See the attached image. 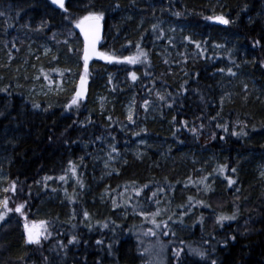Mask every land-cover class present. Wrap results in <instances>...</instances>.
I'll list each match as a JSON object with an SVG mask.
<instances>
[{"label": "trees", "instance_id": "16d2710c", "mask_svg": "<svg viewBox=\"0 0 264 264\" xmlns=\"http://www.w3.org/2000/svg\"><path fill=\"white\" fill-rule=\"evenodd\" d=\"M91 2L108 6L99 51L130 56L139 44L148 58L132 64L99 56L88 65L85 95L71 104L83 73L74 21L89 0H66L67 12L48 0H0V12L7 13L0 15V89L7 88L0 90V150L8 157L2 168L13 209L0 221V264H46L45 257L48 264H180L176 248L184 249V264H208L188 251L189 244L217 264H264V177L254 173L256 163L264 165V0H119V7L112 6L116 0ZM219 14L230 23L211 21ZM33 73L37 81L45 74L60 83L73 76L76 86L31 99ZM105 90L112 101L96 100ZM129 96L132 119L120 105ZM145 101L155 106L156 119L142 111ZM139 124L146 131L139 133ZM139 137L146 145L133 153ZM101 141L108 142L110 157H121L105 181L104 207L83 190ZM220 165L228 167L218 172ZM142 185L147 187L134 191ZM21 203L22 212L15 211ZM237 206L235 220H216ZM157 207L156 219L170 227L156 228L151 216L140 215ZM25 214L29 221L49 222L52 235L40 245L25 243ZM72 235L79 241L56 251L58 241L67 243Z\"/></svg>", "mask_w": 264, "mask_h": 264}, {"label": "snow or ice", "instance_id": "6c2138e0", "mask_svg": "<svg viewBox=\"0 0 264 264\" xmlns=\"http://www.w3.org/2000/svg\"><path fill=\"white\" fill-rule=\"evenodd\" d=\"M52 2L56 5H59L60 8L64 9L66 12L68 11V8L66 6L65 0H52ZM69 2H71V0H69ZM82 2V0H81ZM113 7H119V0H116V3L114 5H112ZM85 7V14L82 16H79L74 23L83 31L84 36H85V47H84V54H83V73L80 74V80H79V87L78 89L75 91L72 100L70 101L71 104H78L79 103V98L83 97L85 95V85L87 84L88 81V61L89 59L96 55V56H102L105 60H126L131 62L132 64H135L141 57H143L144 59H147V52L146 50H144L143 48H141L139 46V44L136 45L138 51L130 56H117V55H113L109 52H102L99 51L95 48V43L97 40H99L100 38V29H101V21L104 20L105 18V9L108 7L106 5H100L97 6L96 4L92 3L91 0H89V3L87 5L84 6ZM245 7H247V5H245ZM177 15H180L181 13L177 12ZM0 15L3 16H7L6 12H0ZM210 19L212 20H218V21H222L225 24L230 23V20L228 19L227 16L223 15V14H219V15H215L210 17ZM46 26V22H42L41 23V27ZM152 27L155 29L158 27V25H152ZM163 31V29H161V32ZM187 39L191 40V37H187ZM169 42L171 43V39H169ZM129 43H132L131 41H129ZM194 43L197 44V47L200 46V42L199 41H195ZM261 63H264V61H261ZM228 72H233L232 68H228L227 69ZM131 78L133 80L137 79V74L135 72L130 73ZM51 83V80L49 81ZM245 89L248 87L247 84L244 85ZM3 91H7V88L5 87L4 89H0ZM158 96H160V99H164L165 97L162 96L160 93H157ZM169 103H171V100H169ZM145 106H147L148 101L144 102ZM34 108H39L40 105L39 103H34L33 104ZM111 119V117H110ZM128 119H132V112L130 110L129 112V116ZM175 119V118H174ZM237 123H240V121H237ZM185 126H187V122H185ZM201 127H204L203 125H201ZM220 128H223L225 130H227V125H219ZM144 131H146V129H144ZM190 131L197 133L198 134V130L195 127H192L190 129ZM244 129L241 128L240 132H243ZM137 155H139V153H137ZM227 165H220L216 171L218 172H224V170L227 168ZM233 173H235L237 170L236 168H232L231 169ZM72 171L75 172L76 168L73 165ZM260 175L262 177H264V171H262L260 173ZM0 179H3V177H0ZM61 179H63V177H61ZM234 177L229 175L227 176V183L228 185H233L234 184ZM147 185H142L141 188H136L134 189V191L139 192L141 191L142 188H146ZM207 188V185L205 186ZM10 188L11 190L14 192L16 190V181H11L10 184ZM5 192L8 191V189H4ZM156 193H153V196H155ZM74 199V197H73ZM192 197H189V200H191ZM126 203L130 204L131 200L126 201ZM159 203V201H157V204ZM197 203H204V201H197ZM9 204V197L7 195H4L2 198H0V221H4L5 217L8 216V214L10 212L13 211L12 208H10L8 206ZM210 206V205H209ZM113 207H116L115 202H113ZM182 207V206H181ZM24 208V203L18 204L15 208V211L17 212H22ZM161 209L159 207L156 208V211L154 213H148V212H141L140 215L144 216L146 219L149 218L151 216V222L153 225H155L156 228H160L161 225L163 224L164 226H169L167 221H158L156 219V215L158 213H160ZM239 207H236V210L231 213V214H225V213H221L216 217V220L223 223V221L225 220H235L237 218V216L239 215ZM83 215L85 217H89L90 213H88L87 211H84ZM97 224H100V221L96 222ZM247 223V221H246ZM104 227H107V223L103 224ZM24 230L26 232V240L25 243L26 244H36V245H40L42 242V238H47V236H51L52 233L49 229V222L45 221V220H32L29 221L27 218V215L25 214V222H24ZM89 227H91V225H89ZM170 227V226H169ZM245 231H247V229H245ZM147 232L152 234V235H156L155 230L153 228H149L147 229ZM175 233H173L174 235ZM233 240L236 238L235 236L231 237ZM79 241V237L77 235H72L70 237V239L68 240L67 243H64L63 241H58L57 244V249L56 251H59L60 249H68L69 244H72L73 242H78ZM225 244L228 243V241L225 239L223 241H221ZM102 241H97V244H101ZM184 243V242H181ZM161 247H163V243L161 242ZM108 248L111 249L112 248V243L108 244ZM143 251H147V249H142ZM184 251L183 248H176L175 249V255L176 257L179 259L180 264H184L183 262V258L181 257V253ZM188 251L197 254L199 257L201 258H207L208 259V264H217V261L215 259H211V257L209 256V254L203 249V248H198V247H192L191 244L188 245ZM212 252L215 253V248L213 247ZM67 256V251L64 252V256L62 257V259L64 257ZM21 260L24 259V257H20ZM99 260V258H98ZM45 261L46 264H48L47 262V257H45ZM99 264H102V261H99Z\"/></svg>", "mask_w": 264, "mask_h": 264}, {"label": "rangeland", "instance_id": "374dc122", "mask_svg": "<svg viewBox=\"0 0 264 264\" xmlns=\"http://www.w3.org/2000/svg\"><path fill=\"white\" fill-rule=\"evenodd\" d=\"M213 22L222 23V21L218 20H212ZM156 46V45H155ZM47 52L51 51V47H46ZM33 66V65H32ZM34 68V67H31ZM56 71L52 69V73H55ZM32 83L30 82L29 88L27 90V95H30L31 99L34 98H53L56 96V94L61 93L63 90H66L68 87L76 86V83H74L75 77H66L62 83L60 81H54V76H46L45 74L42 76L41 81H37V74H32ZM51 80V83L49 82ZM80 80V78L78 79ZM77 89L79 87V81L77 84ZM75 89V90H77ZM104 93H106L104 95ZM108 90H105V92L100 91L97 93L96 100H99L100 97H105L106 102H110L113 99V96L107 95ZM34 103H38L37 100H34ZM120 105L122 107V112L125 114L126 118L128 119L129 112L131 110L132 114L134 112V98L132 96H129L128 98L122 100L120 102ZM142 111L148 116L149 119H156L157 116H155L156 108L153 104H145L142 105ZM145 127L142 124H139L137 127V131L139 133H143ZM140 138V137H139ZM134 140L131 147L134 150L133 153L137 152V146L143 147V145H146V143L143 141V138ZM108 142H100L98 144V149L93 152L91 155V166H90V178L89 183L83 188V190L87 193L88 196H92V203L99 204L98 206L104 207L106 205L105 200L109 194L108 189L109 187L106 186L105 181L112 175H115V168L114 164H120V158L121 157H110L111 151H108V149L104 146ZM84 147H88V145H84ZM7 155L3 154L2 150H0V177H3V179H0V198H2L4 195H6V192L4 189H8V184L6 180V174L4 171L3 164L7 161ZM264 171V165H261L259 163H256L254 166V173L257 175V178H261L262 176L260 173ZM104 189L101 191V189ZM98 193V194H97ZM102 213V211H101ZM102 214H99L101 217ZM157 264H168L167 260H160L156 262Z\"/></svg>", "mask_w": 264, "mask_h": 264}, {"label": "water", "instance_id": "95a60500", "mask_svg": "<svg viewBox=\"0 0 264 264\" xmlns=\"http://www.w3.org/2000/svg\"><path fill=\"white\" fill-rule=\"evenodd\" d=\"M49 2H50L51 5H52L53 7H55L56 9H62V8L59 7V5L54 4V3L52 2V0H49ZM78 29L80 30V33H81L82 46H83V50H84L85 43H86V41H85V36H84L83 31H82L79 27H78ZM99 35H100V38H99V40H97L96 43H95V48H96L97 50H99L100 43H101V41H102V39H103V27H102V22H101V29H100V34H99ZM98 57H99V56H96V55L92 56V57L89 59L88 64L91 63L94 59H96V58H98Z\"/></svg>", "mask_w": 264, "mask_h": 264}]
</instances>
